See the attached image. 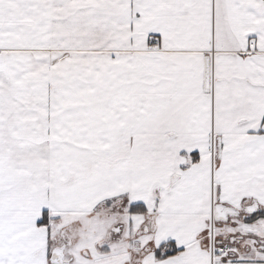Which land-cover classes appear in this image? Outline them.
<instances>
[{
	"label": "snow or ice",
	"instance_id": "1",
	"mask_svg": "<svg viewBox=\"0 0 264 264\" xmlns=\"http://www.w3.org/2000/svg\"><path fill=\"white\" fill-rule=\"evenodd\" d=\"M0 264H264V0H0Z\"/></svg>",
	"mask_w": 264,
	"mask_h": 264
}]
</instances>
